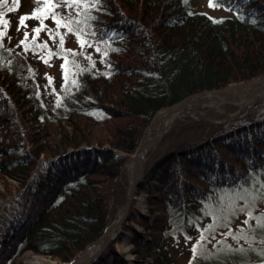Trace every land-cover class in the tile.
I'll return each mask as SVG.
<instances>
[{"label": "trees", "instance_id": "16d2710c", "mask_svg": "<svg viewBox=\"0 0 264 264\" xmlns=\"http://www.w3.org/2000/svg\"><path fill=\"white\" fill-rule=\"evenodd\" d=\"M41 4L22 13L31 37L20 47L0 38V179L22 178L0 209V264H25V251L71 261L124 205L123 165L157 110L264 75V0H210L230 12L217 20L186 0ZM40 53L60 66L43 95ZM163 139L156 194L138 217L152 236L133 229L134 264H174L182 243L186 264L264 257V98L224 121H176ZM240 212L247 227L232 232ZM110 256L128 264L112 247L85 264Z\"/></svg>", "mask_w": 264, "mask_h": 264}, {"label": "rangeland", "instance_id": "374dc122", "mask_svg": "<svg viewBox=\"0 0 264 264\" xmlns=\"http://www.w3.org/2000/svg\"><path fill=\"white\" fill-rule=\"evenodd\" d=\"M186 1L188 2L189 7L193 12L204 13L213 19L217 20V19H221L226 16H230V12L227 11L226 9L211 6L210 0H186ZM41 5H42L41 2L38 3L37 0H8L6 5L0 6V12L3 13V15L0 16V30H2V32H0V38L4 42L9 41L10 43L15 44L18 47H20L23 38L31 37V32H30L28 21L24 19L23 24H21L22 13H28V12L33 11L34 9L41 8ZM18 6H19V11H20L19 14H13L12 11L17 9ZM8 9H12V10L9 11ZM2 21H6L7 23H3ZM40 38H43V36H40ZM39 42H41L40 39H39ZM71 45H76V42L72 40ZM32 63L36 70L35 78L39 85V91L42 95L44 94V90H45L44 86L47 83L52 82L55 85L59 84L60 66H59V60L57 58H46L45 60V58L42 56V53H40L39 56L33 57ZM217 96L224 97L225 95L221 94ZM224 102L234 104L235 110L230 113L224 112L223 109L220 107V104ZM237 110H238V105L235 102L230 101V100H221L220 102L215 103L212 106L195 105V106L188 107L187 113L181 115L177 119H174L173 121H171L170 124H168V126L163 130V135L168 129H170L172 124L176 121H179L182 119L197 120L201 118H206L212 121L220 122L228 118L234 117L242 109L238 113H236ZM213 114L215 115L214 118H213ZM28 125H29V122H28ZM24 126H25V123H24ZM145 129L143 131L141 140L144 136ZM163 143H164V139L162 136L161 142L157 141L156 147L153 149L150 148L146 152L142 173H141V176L137 179L138 182L136 183V188L132 194L130 205L126 213L124 214L122 207H119L116 210V214L114 215V219L112 223L110 224V226L117 221L119 214L122 213V217L120 219L121 222L120 224H118L117 236L111 238L96 253L86 254L88 253L86 251V253H84L81 256V258H79V260L83 258L85 262L87 263L88 261L92 260L95 256L102 254L103 252H106L107 248L112 247L115 249V251L118 254H123L128 264H134L133 254L130 252V249L132 248L131 238L133 235V229L135 231L137 230L138 232L144 235H148V236L150 235V237L152 236L149 230L144 228L143 225L138 220V217L140 214L147 215L148 208L150 206L149 204H147V198H148L147 196L145 197L142 203H139V195L144 185L146 184L148 185V188H149L147 193L149 194L151 192V194H156L155 189H156L157 183L155 182V178L151 180V175L154 172L158 173V170L156 171V168H157V164L159 161L161 149L163 147L162 146ZM27 144L29 147L30 143L27 142ZM132 154L129 155L125 164L127 163V161L129 160ZM123 171L126 176V179H125L127 183L126 188L128 189L129 185L133 183V181L131 182V173L125 168V166H123ZM21 182H22L21 177L0 179V209L7 201H9L14 195H16L22 189ZM124 220L128 222H127V225H125V227H122L124 226L123 224H125ZM244 220H245L244 212H240L235 217V219H233L232 223L227 227V229H232V232H234L235 230H239V229L245 230L247 227V223ZM222 234H223V230H221V235ZM125 236L129 237V240L126 244L127 245L126 248L124 247V237ZM227 238L232 242V238L230 236H228ZM189 245H190L189 243L188 244L182 243V245L179 244L178 250L172 253V261L174 264H186L187 263L188 256H189ZM255 246L259 248L262 252H264L263 251L264 246H262L260 243H256ZM30 254L36 256L38 260L31 261L32 259L29 258L31 257ZM224 254H227V252H224ZM250 255H252V252H250ZM112 259L113 257L110 256L108 260L106 261V264L111 262ZM21 260L25 264H66V262L64 263L59 262L57 259L49 257V256L37 255L33 253L32 251H25L24 253H22ZM79 260L77 259L76 262ZM148 261H151V260L149 259ZM252 261L253 260H251L249 264H252Z\"/></svg>", "mask_w": 264, "mask_h": 264}, {"label": "bare ground", "instance_id": "6f19581e", "mask_svg": "<svg viewBox=\"0 0 264 264\" xmlns=\"http://www.w3.org/2000/svg\"><path fill=\"white\" fill-rule=\"evenodd\" d=\"M228 92L224 97H218L214 93L205 92L193 95L186 98L182 102L174 104L169 107L159 109L153 116L150 123L145 129L144 136L137 147L136 151L130 156L129 160L125 164V168L131 173V182L134 181L137 175L142 172L143 163L146 152L156 144L159 134L171 123L174 119H177L181 115L187 113V108L195 105H209L212 106L221 100H230L235 102L238 107L253 100L257 96L264 94V76L254 79L250 84L246 85H230L227 88ZM148 185H144L140 195L139 203H142L147 193ZM149 189V188H148ZM122 217V213L119 214L114 227L102 238L97 240L88 249L86 254L96 253L103 247L111 238L118 234V222ZM129 240L128 236L124 237V247ZM29 255V254H28ZM31 261L38 260V258L30 254Z\"/></svg>", "mask_w": 264, "mask_h": 264}, {"label": "water", "instance_id": "95a60500", "mask_svg": "<svg viewBox=\"0 0 264 264\" xmlns=\"http://www.w3.org/2000/svg\"><path fill=\"white\" fill-rule=\"evenodd\" d=\"M254 80V79H253ZM253 80H250V81H247V82H243V83H234L233 85H248V84H250ZM231 85V84H230ZM230 85H228V86H226V87H224V88H220V89H215V90H208V91H201V92H198V93H195V94H191V95H189V96H187V97H185L183 100H185L186 98H189V97H191V96H193V95H196V94H200V93H205V92H210V93H214V94H216V95H226L227 94V92H228V90H227V88L230 86ZM262 98H264V94L263 95H261V96H257L256 98H254L253 100H251V101H249V102H247V103H245V104H243V105H241L240 107H239V109L237 110V112L236 113H238L242 108H244L246 105H248V104H251V103H254V102H256L257 100H259V99H262ZM183 100H181V101H179V102H182ZM179 102H176V103H174V104H177V103H179ZM174 104H172V105H174ZM171 105V106H172ZM162 136H163V131L160 133V135L158 136V142H161V140H162ZM140 144V143H139ZM156 145L157 144H154V146H152L151 148L153 149V148H155L156 147ZM139 146V145H138ZM123 166H125V165H123ZM141 173L142 172H140L138 175H137V177H136V179L133 181V183H131L130 185H129V187H128V189H127V195H126V201H125V203H124V205H123V207H122V210H123V212H124V214L126 213V211L128 210V208H129V205H130V200H131V197H132V194H133V192L135 191V188H136V183L138 182V178L141 176ZM120 222H121V220L118 222V224H120ZM116 224V222L115 223H113L108 229H106L105 230V232L103 233V235L100 237V238H102L103 236H105L110 230H111V228L114 226ZM99 238V239H100ZM92 244H94V243H92ZM91 244V245H92ZM91 245H89L85 250H83L82 252H80L69 264H83L84 262H85V260L82 258L81 260H79V258H81V256L84 254V253H86V251H87V249L91 246ZM79 260V261H77L76 262V260ZM252 264H264V258H261V259H257V260H255Z\"/></svg>", "mask_w": 264, "mask_h": 264}, {"label": "snow or ice", "instance_id": "6c2138e0", "mask_svg": "<svg viewBox=\"0 0 264 264\" xmlns=\"http://www.w3.org/2000/svg\"><path fill=\"white\" fill-rule=\"evenodd\" d=\"M7 2H8V0H0V6L6 5ZM37 2L40 3L41 0H37ZM8 10L11 11L12 9H8ZM2 15H3V13L0 12V16H2ZM24 19H26V18H25V17H21V24H23ZM2 22H3V23H7L6 21H2ZM59 23H60V21L57 20V24H58V25H59ZM36 31H39V29H37Z\"/></svg>", "mask_w": 264, "mask_h": 264}]
</instances>
